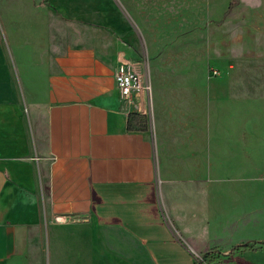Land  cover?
Listing matches in <instances>:
<instances>
[{"label": "crops", "instance_id": "0c3cea01", "mask_svg": "<svg viewBox=\"0 0 264 264\" xmlns=\"http://www.w3.org/2000/svg\"><path fill=\"white\" fill-rule=\"evenodd\" d=\"M29 2L13 31L0 15V264L33 256L62 216L74 224L56 246L76 233L80 264H194L214 250L217 264H264V250L233 251L264 240V207L233 219L221 207L223 145L184 144L164 165L121 112L120 58L145 60L123 0Z\"/></svg>", "mask_w": 264, "mask_h": 264}, {"label": "rangeland", "instance_id": "374dc122", "mask_svg": "<svg viewBox=\"0 0 264 264\" xmlns=\"http://www.w3.org/2000/svg\"><path fill=\"white\" fill-rule=\"evenodd\" d=\"M29 1L0 0L4 30L31 15ZM123 2L139 28L132 50L147 61L153 85V114L140 116L138 129L151 134L164 165L184 144H222L221 207L238 210L230 219L264 207V0H238L227 16L231 0ZM61 224L74 220L48 221L22 264H80L69 243L76 233L56 246Z\"/></svg>", "mask_w": 264, "mask_h": 264}, {"label": "built area", "instance_id": "2783aa9c", "mask_svg": "<svg viewBox=\"0 0 264 264\" xmlns=\"http://www.w3.org/2000/svg\"><path fill=\"white\" fill-rule=\"evenodd\" d=\"M115 80L121 97V112L125 116L151 118L153 114V85L147 62L143 59L120 58ZM62 222L64 216L57 217Z\"/></svg>", "mask_w": 264, "mask_h": 264}, {"label": "trees", "instance_id": "16d2710c", "mask_svg": "<svg viewBox=\"0 0 264 264\" xmlns=\"http://www.w3.org/2000/svg\"><path fill=\"white\" fill-rule=\"evenodd\" d=\"M44 4H48L47 2H44ZM238 4V0H231L230 5L228 7V10L225 13V16H227ZM138 118H141L139 115H135ZM264 250V240L261 242H247L244 244H241L233 249V251H262ZM217 250L208 252L201 258V260H196L194 264H217L220 262L221 257L220 255H216ZM233 253V252H232Z\"/></svg>", "mask_w": 264, "mask_h": 264}]
</instances>
